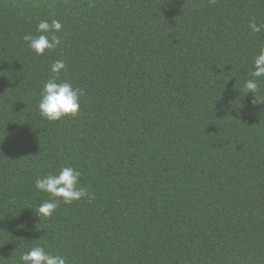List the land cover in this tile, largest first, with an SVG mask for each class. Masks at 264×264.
<instances>
[{"label": "trees", "instance_id": "16d2710c", "mask_svg": "<svg viewBox=\"0 0 264 264\" xmlns=\"http://www.w3.org/2000/svg\"><path fill=\"white\" fill-rule=\"evenodd\" d=\"M59 20L37 55L25 35ZM264 0H0V264L36 245L67 264H264V103L244 89ZM83 90L38 111L51 64ZM258 98L264 99V77ZM71 166L92 198L35 208Z\"/></svg>", "mask_w": 264, "mask_h": 264}, {"label": "clouds", "instance_id": "9594fccd", "mask_svg": "<svg viewBox=\"0 0 264 264\" xmlns=\"http://www.w3.org/2000/svg\"><path fill=\"white\" fill-rule=\"evenodd\" d=\"M215 2V0H210ZM63 25L57 19L40 20L37 24L36 35H25L24 40L28 48L37 55H44L61 46L63 37L60 35ZM252 33L264 31V23L258 24L252 20L248 24ZM67 67L64 60H56L50 66L52 76L43 84L38 102V111L42 118L48 121H59L63 117H75L80 111V101L84 92L74 87L67 80L59 79L62 70ZM264 77V44H261L258 53L252 61L249 78L244 82L247 93L253 94V103H264V99L257 96L259 79ZM81 172L71 166H63L57 172L47 173L35 179V188L39 192L49 195L35 208L39 217H51L61 202L72 204L82 198H92L85 187L80 186ZM23 264H67L66 257L52 254L45 250V246L31 247L20 256Z\"/></svg>", "mask_w": 264, "mask_h": 264}]
</instances>
